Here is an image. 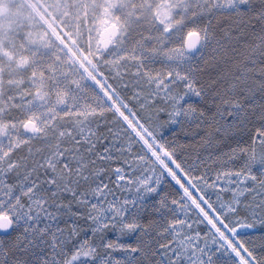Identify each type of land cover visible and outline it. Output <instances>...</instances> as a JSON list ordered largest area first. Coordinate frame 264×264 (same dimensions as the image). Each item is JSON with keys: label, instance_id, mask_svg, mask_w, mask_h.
<instances>
[{"label": "snow or ice", "instance_id": "snow-or-ice-1", "mask_svg": "<svg viewBox=\"0 0 264 264\" xmlns=\"http://www.w3.org/2000/svg\"><path fill=\"white\" fill-rule=\"evenodd\" d=\"M17 6L0 264H264V0Z\"/></svg>", "mask_w": 264, "mask_h": 264}, {"label": "flooded vegetation", "instance_id": "flooded-vegetation-1", "mask_svg": "<svg viewBox=\"0 0 264 264\" xmlns=\"http://www.w3.org/2000/svg\"><path fill=\"white\" fill-rule=\"evenodd\" d=\"M18 2L19 0H11L9 5L0 6V24L5 27L15 24L23 11L17 6Z\"/></svg>", "mask_w": 264, "mask_h": 264}]
</instances>
